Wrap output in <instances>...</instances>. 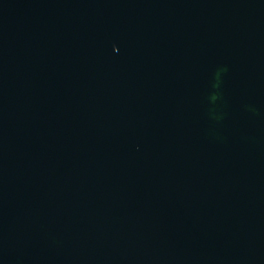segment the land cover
Masks as SVG:
<instances>
[{
    "label": "water",
    "instance_id": "1",
    "mask_svg": "<svg viewBox=\"0 0 264 264\" xmlns=\"http://www.w3.org/2000/svg\"><path fill=\"white\" fill-rule=\"evenodd\" d=\"M0 264H264V0H0Z\"/></svg>",
    "mask_w": 264,
    "mask_h": 264
}]
</instances>
